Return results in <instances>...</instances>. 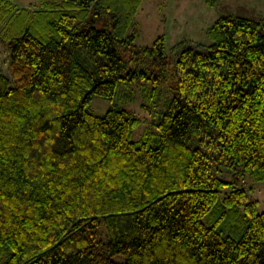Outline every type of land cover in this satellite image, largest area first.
Masks as SVG:
<instances>
[{
    "label": "trees",
    "instance_id": "16d2710c",
    "mask_svg": "<svg viewBox=\"0 0 264 264\" xmlns=\"http://www.w3.org/2000/svg\"><path fill=\"white\" fill-rule=\"evenodd\" d=\"M4 4L2 22L19 12ZM44 5L20 11L53 14L56 36L6 42L0 29V264H264V209L221 178L264 182L262 24L225 16L208 45L169 50L161 36L126 57L122 0ZM108 10L110 27L83 25ZM140 78L174 95L133 141L137 116L90 106Z\"/></svg>",
    "mask_w": 264,
    "mask_h": 264
},
{
    "label": "rangeland",
    "instance_id": "374dc122",
    "mask_svg": "<svg viewBox=\"0 0 264 264\" xmlns=\"http://www.w3.org/2000/svg\"><path fill=\"white\" fill-rule=\"evenodd\" d=\"M2 1L5 2L4 5L9 4L19 11L13 18L4 22L0 20V29L4 32L6 42L13 41L27 32L42 41L56 36L53 23L57 19L53 14L29 12L39 11L45 6L44 3L50 4L54 0ZM122 4L132 15L123 39L131 35L135 37V40L130 42L132 45L129 44L121 52L126 57L132 56L134 52L144 47H151L161 36L166 38L169 50L180 45L188 48L208 45L210 43L207 36L208 28L225 16L235 15L258 21L264 28V0H122ZM23 9L29 11H20ZM86 20L84 26L93 25L99 30L114 24L113 12L109 10L106 15L103 14L98 18L94 13L90 14ZM176 56L177 52H172V56L170 55L164 63L168 66L171 58L175 60ZM130 66L133 68V63ZM0 70L11 78L9 53L2 44H0ZM157 70L154 69V72ZM172 70L169 69L170 76ZM173 86L172 82L168 81L157 84L156 81L140 78L128 84H121L111 100L95 96L90 108L98 116L104 115L111 108H122L132 112L141 121L132 140L140 141L146 131L152 134L157 132L156 124L174 95ZM152 145L156 146V142ZM221 178L227 182L237 180V186L252 189V197L260 201V210L264 209V182L260 183L252 177H239L226 172L221 174Z\"/></svg>",
    "mask_w": 264,
    "mask_h": 264
}]
</instances>
